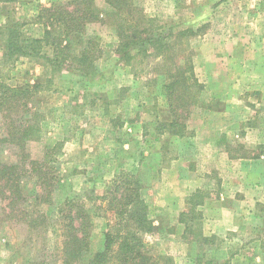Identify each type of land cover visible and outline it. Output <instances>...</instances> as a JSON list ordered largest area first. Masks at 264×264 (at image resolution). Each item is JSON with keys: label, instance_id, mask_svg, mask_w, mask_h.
<instances>
[{"label": "rangeland", "instance_id": "374dc122", "mask_svg": "<svg viewBox=\"0 0 264 264\" xmlns=\"http://www.w3.org/2000/svg\"><path fill=\"white\" fill-rule=\"evenodd\" d=\"M72 1H7L0 5V26L18 20L28 36L41 37L46 26L36 21L40 4ZM90 7L94 15L82 33L64 41L73 52L87 39L94 41L92 76L85 78L74 69L55 72L51 90L38 92L30 101L43 116L40 136L28 142L26 150L41 160L45 147H54V204L37 206V181L21 182L25 209L33 216V208L47 215L44 228L33 230L16 220L20 215L10 218L6 201L0 200V264H60L61 237L53 223L58 204L86 190L106 188L123 170L141 181V196L158 229L145 237V247L158 264H264V228L257 231L263 236L260 241L248 230L204 234L199 209L202 201L235 186L225 175L238 177L239 165H228L226 151L250 161L252 174L258 170L254 160L264 169V0H90ZM141 13L151 19L154 30H193L175 46L192 50L189 63L197 82L191 86V104L178 135L154 129L157 120L170 119L161 88L164 79L155 74L158 61L135 54L122 63L117 57V26L125 17L127 24L134 23ZM1 54L0 43V62ZM43 60L21 57L12 65L2 61L0 79L11 85L33 82L46 70ZM5 134L0 115V137ZM0 157L16 162L18 147L0 144ZM262 172L254 189L257 200L251 202L264 222ZM103 228L104 220L93 216L90 250L79 264H87L100 248Z\"/></svg>", "mask_w": 264, "mask_h": 264}, {"label": "trees", "instance_id": "16d2710c", "mask_svg": "<svg viewBox=\"0 0 264 264\" xmlns=\"http://www.w3.org/2000/svg\"><path fill=\"white\" fill-rule=\"evenodd\" d=\"M7 1L10 0H0V5ZM67 4L73 5L72 8L57 2L40 4L36 21L46 26L41 37L28 36L23 30V22L18 20L12 19L0 26L1 56L6 65H12L21 57H35L44 59L46 67L44 74L33 82L11 85L0 79V115L6 128L5 136L0 137V144L9 143L19 150L16 162H5L0 157V200L6 201L10 218L20 215L16 220L33 230L44 228L47 215L44 210L33 208V216L32 211L25 209L27 198L21 192V182L26 178H35L41 189L34 196L35 204H54L51 192L57 174L54 147L46 146L41 160L32 159L26 150L28 142L39 138L40 117L43 116L30 101L38 92L51 90L55 72L74 69L85 78L91 77L92 63L96 58L92 39H87L77 52H73L64 41L71 34L82 33L85 23L94 15L90 0H73ZM126 21L129 22L126 17L122 18L117 26L120 40L117 57L122 63H127L135 54L152 56L158 61L155 74L164 79L161 88L170 119L157 120L154 129L158 133L168 131L178 135L185 126L183 116L191 104V86L197 82L193 66L189 63L192 50H176L175 46L183 37L193 35V30H177L172 26L154 30L151 19L142 13L134 23L127 24ZM49 26H56L59 30L53 32ZM47 46L48 52L42 51ZM168 59L170 63H167ZM141 188L138 176L123 170L106 188H92L86 190L83 196L65 198L58 204L53 223L57 225L61 237L58 251L60 264H79L89 252L95 215L104 220L102 244L88 258L87 264H158L159 259L145 247V237L158 229L149 217ZM204 239L208 240V237Z\"/></svg>", "mask_w": 264, "mask_h": 264}, {"label": "crops", "instance_id": "0c3cea01", "mask_svg": "<svg viewBox=\"0 0 264 264\" xmlns=\"http://www.w3.org/2000/svg\"><path fill=\"white\" fill-rule=\"evenodd\" d=\"M2 63L1 61L0 66ZM225 157L228 160V165L229 163L238 164L240 171L238 177L230 178L227 174L225 175L226 179H230V183L234 182L235 186L231 187V192L226 190L220 197L206 199L200 203L199 209L203 214L202 231L204 234H219L222 231L247 234L245 231L248 230L250 234L254 232V237H250H253L255 241H260L263 236L259 237L257 231L263 232L264 222L261 221L262 215L254 209V203L251 201H254V197L257 200L258 192L254 189L259 188L257 182L262 180L264 169L258 164L259 159L254 161L251 159L254 162V169L258 167L255 174H252V172H248L250 171L248 169L252 168V164L245 157L234 156L229 151L225 152ZM188 184L192 185L191 182ZM236 192L240 194L236 196ZM227 193L230 195L228 196Z\"/></svg>", "mask_w": 264, "mask_h": 264}]
</instances>
